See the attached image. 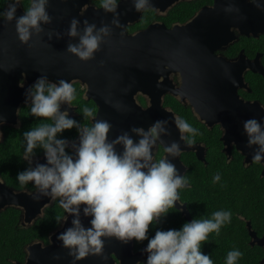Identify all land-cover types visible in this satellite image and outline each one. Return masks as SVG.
<instances>
[{
  "label": "clouds",
  "instance_id": "1",
  "mask_svg": "<svg viewBox=\"0 0 264 264\" xmlns=\"http://www.w3.org/2000/svg\"><path fill=\"white\" fill-rule=\"evenodd\" d=\"M119 2L100 0L99 5L105 13L113 14L111 25L115 27H121L117 12ZM249 2L264 11L262 0ZM21 4V0H8L7 7L0 10V20L15 21L19 41L27 44L33 35L43 32L42 25L52 20L47 11L49 0H30L24 15L17 17V7ZM132 5L137 12L154 7L152 0H132ZM224 12L239 14V8L229 2ZM111 30L103 22L97 27L87 20L83 21L81 29V21L73 18L66 35L78 42L68 43L66 51L81 61H89L100 51L101 44L107 42ZM55 36L61 38L59 32ZM75 99L76 89L70 81L51 82L46 75L39 76L26 89L25 103L30 105V115L44 119L22 134V159L29 166L16 176L22 187L32 183L35 191L27 194L34 200L49 197L51 202L59 204L64 215L57 217L58 223L72 217L71 226L57 236L62 247L68 250L72 264L89 256L107 259L104 238L113 237L123 244L147 240L143 249L147 253L145 264H214L210 255L202 252V245L208 242L210 234L219 236L221 228L231 223V210H217L210 218H193L179 229H158L152 237L148 236L150 225L160 223L169 209H177L178 203L183 205L179 190L189 188L190 182L169 158L179 157L180 141L192 145L194 137L201 134L200 130L184 118L173 116L179 141L167 146L162 137L170 135L168 119L155 120L147 129L132 126L110 140L111 123L98 119L93 108L85 106L80 113L83 120L91 121L90 127L70 116L68 108L73 106ZM62 105L68 108L61 111ZM3 123L0 120V124ZM73 128L78 140L62 137L65 130ZM243 131L247 146H258L252 163H261L264 159V117L259 122L255 118L244 121ZM160 145H163L164 155L157 159L156 150ZM117 146L122 150L117 151ZM37 149L43 151L45 163L36 162L32 166ZM220 180L219 172L213 175V184ZM81 214L91 217L90 227L84 226ZM242 256L239 249L233 248L227 252L225 264H238Z\"/></svg>",
  "mask_w": 264,
  "mask_h": 264
},
{
  "label": "water",
  "instance_id": "2",
  "mask_svg": "<svg viewBox=\"0 0 264 264\" xmlns=\"http://www.w3.org/2000/svg\"><path fill=\"white\" fill-rule=\"evenodd\" d=\"M75 2L76 0H49L47 11L52 22L42 25L43 32L33 35L27 44L19 41L15 21L0 22V92L1 90L9 92L10 88H16L18 80L23 74L29 81H33L41 75H46L51 82H57L60 79L66 81L80 79L87 85V96L93 98L100 107L97 118L103 117L112 125L109 133L110 140L115 139L117 135L129 130L132 126L138 127L135 122L141 118L144 123L140 126L145 129L155 120L168 119L170 135L162 137L164 145L167 146L172 141H179V132L172 123L174 115L162 108L163 94L168 90L174 94H178L179 91L169 86L163 87L159 83V78L162 76L164 79L168 78L171 71H180L184 80L187 78V74L194 75V83L200 85L196 89L198 90V99L208 102V85L212 81L211 77L207 75V72H202V77H200L198 70L195 73L192 71L194 67L192 53L194 54L200 49L199 43H201L203 34L195 28L197 25L201 26L203 21L212 22V28L219 21L226 22L228 20L231 21L225 23L227 27L233 26L232 24L239 26V21L232 22V19L238 17L239 14L225 15L224 12V7L229 2L239 8L238 0H219L216 4V12L213 9L204 10L193 22L185 25L167 28L163 24H154L136 34H129L126 30L131 16L122 14V10L126 9L127 1L120 2L117 8L121 27L112 26L113 14L105 13L103 9H89L84 15L78 17L71 4ZM22 15L24 12L17 9L16 16ZM73 18L81 21V29L84 20L95 23L97 27H100L103 22L112 29L107 42L101 44L100 51L95 53L94 58L89 61H81L66 51L68 43L78 42V39H71L66 35L69 23ZM192 28H194L193 32ZM57 32L61 34L59 39L55 36ZM207 34L209 38L212 37V30ZM50 35L51 39H49ZM209 42H213V40L210 38ZM194 56L198 60L199 57L195 54ZM182 60L189 64H185ZM232 66L236 67L237 64ZM257 71L263 72L260 67ZM223 85L221 84L222 87ZM138 92L149 95L151 105L148 109L143 110L136 103L135 95ZM210 102L216 110H221L218 112L222 118L220 121L226 127V135L222 140L226 144H230L229 135L246 160L252 161V156L258 146H247L243 122L252 118L259 122L264 117V108L243 102L235 103L234 106L229 107L228 102L224 99H212ZM213 112L216 113L214 110ZM205 123L211 125L214 122L205 120ZM229 125L232 126L229 128L227 127ZM134 139L136 138L134 137ZM180 146L182 150L184 146L189 148L191 145H185L183 141H180ZM121 150L117 146V151ZM169 159L177 169L181 167L179 157ZM261 162L264 163V159ZM262 174L264 175V169ZM46 203L50 204L49 197H41L37 201L26 192L14 193L10 190L4 198H0V210L7 205L22 208L23 222L28 226L42 215L44 210L42 207ZM177 207L183 208L187 219L191 221L190 213L179 204ZM71 219L72 217L69 216L67 222L61 223L49 237L48 244H43L41 241L30 243L26 247L24 262L17 264H72L68 250L62 247V242L57 239L60 233L71 226ZM90 219L91 217H84L81 214V220L85 227H90L88 223ZM247 227L251 236L250 244L264 246V234L258 236L250 221H248ZM104 244V255L107 259L89 256L78 261L77 264H145L146 262L147 253L143 252V249L147 245L134 251L133 240L123 244L114 237L104 238ZM260 263L264 264V256Z\"/></svg>",
  "mask_w": 264,
  "mask_h": 264
},
{
  "label": "flooded vegetation",
  "instance_id": "3",
  "mask_svg": "<svg viewBox=\"0 0 264 264\" xmlns=\"http://www.w3.org/2000/svg\"><path fill=\"white\" fill-rule=\"evenodd\" d=\"M123 1H127V7H125V10H122V14L131 16L126 27L129 34H136L154 24H163L167 28L185 25L193 22L204 10L213 9L216 12V4L219 2V0H152L154 6L152 9L137 12L133 8L132 0H120V2ZM21 2L22 4L17 9L25 13V8L30 6V0H21ZM7 3L8 0H0V10L6 8ZM71 4L74 6L75 13L78 17L84 15L89 9H100V0H76L75 3ZM238 4L240 5V16L234 17L232 22L236 23L239 21V26L232 24L233 26L227 27L225 23L231 21L228 20L226 22L219 21L212 28V22L203 21L201 26L197 25L195 28L197 31L200 30L203 32V34L201 43H199L200 49L194 53L199 57L198 60L195 59L192 53V62L194 65L192 71L194 73L199 71L200 77H202V72H207V75L211 77L212 81L208 85V102L198 99V90L196 89L200 85L194 83V75L190 76L187 74V78L184 80V76L180 71H171L168 78L164 79L163 76L159 78V83L163 87L166 88L169 86L179 91L178 94H174L171 90L166 91L162 96V108L171 112L174 116L194 121L196 123L194 127H197L201 133L194 137L192 147L190 146L188 148L184 146L179 156L181 167L178 170L181 175L187 176L190 187L179 190L180 202L183 205L178 204L190 213L191 220L193 218H210V211L213 210H210V204L213 198L204 199L199 194L209 184V176L211 175L213 177L215 174L213 171L216 167L221 166L227 171V169L236 166L240 161L241 171L247 168H258L260 170L259 179L260 181L264 180V175L262 174V170L264 169L263 162L257 164L246 160L245 156L237 149L235 141L229 135L228 138L231 140L230 144H226L222 140L226 135V127L220 121L222 118L218 112L221 110H216L210 102L212 99H224L228 102L229 107L239 102L255 104L261 107L264 105V11L258 9L249 0H238ZM225 15L231 14L226 13ZM210 30H212V37L210 38L213 42H209L210 38L207 32ZM193 31L194 28H192ZM182 62L184 61L182 60ZM235 63L237 66H232ZM258 67L263 72L257 71ZM187 79L188 81L186 82ZM35 80L29 81L27 76L23 74L19 78L16 88H10L9 92L4 90L0 92V120L4 121L3 124H0V192H2L0 198H4L10 190L14 193L35 191L31 182L28 186L22 187L16 180L17 174L29 166L28 162L22 159L24 152L22 134L44 119L31 116L30 105L25 103V91ZM70 82L76 89V99L72 102L73 106L71 108H68L67 105H62L61 111L68 108L72 118L90 127L91 121L88 119L83 120V116L80 113L83 107L87 106L93 108L98 115L100 107L93 98L87 96V85L82 80L72 79ZM21 84L23 85L22 87ZM221 84H224L223 87ZM135 99L136 103L143 110L148 109L151 105L148 94L138 92L135 95ZM98 119L104 120L103 117ZM205 120L214 123L207 125ZM46 122L50 123L51 121ZM143 123L144 120L141 118H138L135 122L138 127H142L140 124ZM231 126L229 125L227 127L230 128ZM212 136L217 137V145L213 144ZM62 137L70 141L78 140L75 128L65 130L62 133ZM190 148L192 149L189 150ZM162 155H164L163 146L160 145L156 150V158L159 159ZM36 162L45 163L42 150H36V156L32 166H35ZM250 185H252L251 177L248 187L240 189L239 191L228 187L227 193L219 195L218 206H222L226 210L229 207L232 210L233 216L231 224L233 225L237 224L239 220L244 219L246 221V227L248 221H250L253 228L252 221L246 219L243 213L245 200L249 196ZM194 201L200 205L201 211L196 210L193 214L190 209V204L194 203ZM53 203L50 201V204ZM205 203H208V205L207 210L204 212ZM9 207L19 210L20 223L23 225L24 212L22 208L7 205L0 212L9 209ZM176 211L179 215L176 229H179L185 222L190 221L187 219L183 208L177 207ZM162 218L165 219L166 224L168 218L170 219L169 213L166 217ZM254 230L256 231V229ZM54 231L48 235L47 241L41 242L48 244L49 237ZM256 232L258 236L264 234V232L262 234H259L258 231ZM250 241L251 236L249 244ZM133 245L134 251H137L147 244L142 245L140 248H135L133 240ZM259 247L264 250V246ZM18 262L20 261H16L15 263L17 264Z\"/></svg>",
  "mask_w": 264,
  "mask_h": 264
},
{
  "label": "trees",
  "instance_id": "4",
  "mask_svg": "<svg viewBox=\"0 0 264 264\" xmlns=\"http://www.w3.org/2000/svg\"><path fill=\"white\" fill-rule=\"evenodd\" d=\"M192 126L196 123L192 120H187ZM203 138V133H202ZM213 144L217 145V137H211ZM240 161L236 166L230 169L216 167L213 172L221 175L220 182L214 185L212 176L210 175L209 184L202 193L199 194L204 199L213 198L210 204V217L214 211L226 208L218 206L219 195L227 193V188L240 190L249 187L248 198L245 200L243 213L246 219L252 221L253 228L259 234L264 232V180L259 179L260 170L258 168H247L244 171L240 169ZM221 185H224L221 187ZM208 203L204 204V212L207 210ZM190 209L194 214L196 210L201 211L200 205L194 201L190 204ZM228 210H231L228 207ZM232 211V210H231ZM64 215L63 209L58 203L49 204L44 209V212L31 225L20 223L19 210L9 207L7 210L0 212V264H16V261L23 262L26 257V247L36 241H47L48 235L57 229L62 222L56 221L57 217ZM170 219L166 224L165 219L161 218L160 223L149 226L148 236L152 237L155 231L168 230L169 228L176 229L178 221V212L175 208L169 209ZM250 235L246 227V221L239 220L237 224H227L221 228L220 235L214 233L209 235L208 242L202 245V252L209 254L214 264H225L227 252L233 248L239 249L243 256L238 261V264H260V260L264 255V250L255 245L249 244ZM135 248H140L147 244V240L137 242L134 240ZM142 264V263H141Z\"/></svg>",
  "mask_w": 264,
  "mask_h": 264
}]
</instances>
